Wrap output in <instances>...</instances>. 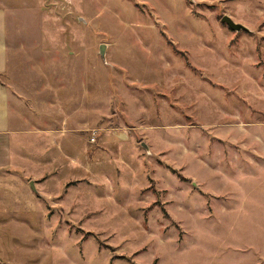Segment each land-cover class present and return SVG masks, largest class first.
Wrapping results in <instances>:
<instances>
[{
  "label": "rangeland",
  "instance_id": "rangeland-1",
  "mask_svg": "<svg viewBox=\"0 0 264 264\" xmlns=\"http://www.w3.org/2000/svg\"><path fill=\"white\" fill-rule=\"evenodd\" d=\"M0 15L19 131L0 264L264 263V0H0Z\"/></svg>",
  "mask_w": 264,
  "mask_h": 264
},
{
  "label": "crops",
  "instance_id": "crops-1",
  "mask_svg": "<svg viewBox=\"0 0 264 264\" xmlns=\"http://www.w3.org/2000/svg\"><path fill=\"white\" fill-rule=\"evenodd\" d=\"M6 71L7 44L5 37V23L3 16L0 15V170L15 165L13 163L15 160L13 137L14 133H19V131L15 129L17 124L12 120L15 99L10 96L7 86H5L1 80V76H3Z\"/></svg>",
  "mask_w": 264,
  "mask_h": 264
},
{
  "label": "water",
  "instance_id": "water-1",
  "mask_svg": "<svg viewBox=\"0 0 264 264\" xmlns=\"http://www.w3.org/2000/svg\"><path fill=\"white\" fill-rule=\"evenodd\" d=\"M221 21L223 24L227 25L231 30L235 32L248 31V29L245 26L239 23H235L229 16H224ZM100 54L104 57L105 55L104 45L100 47ZM31 188L35 191L34 183H31Z\"/></svg>",
  "mask_w": 264,
  "mask_h": 264
},
{
  "label": "trees",
  "instance_id": "trees-1",
  "mask_svg": "<svg viewBox=\"0 0 264 264\" xmlns=\"http://www.w3.org/2000/svg\"><path fill=\"white\" fill-rule=\"evenodd\" d=\"M2 77V76H1Z\"/></svg>",
  "mask_w": 264,
  "mask_h": 264
}]
</instances>
